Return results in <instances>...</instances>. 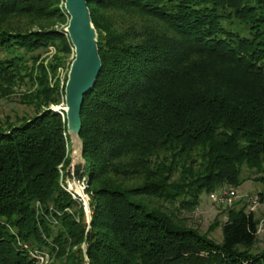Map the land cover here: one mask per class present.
I'll return each mask as SVG.
<instances>
[{
	"label": "trees",
	"instance_id": "16d2710c",
	"mask_svg": "<svg viewBox=\"0 0 264 264\" xmlns=\"http://www.w3.org/2000/svg\"><path fill=\"white\" fill-rule=\"evenodd\" d=\"M88 7L103 67L75 177L87 179L90 224L62 186L71 142L52 108L64 107L74 57L65 0H0V102L30 110L0 117V264H35L31 251L56 264H264L247 203L227 208L221 244L219 218L203 233L187 215L203 193L250 180L246 169L264 184V0Z\"/></svg>",
	"mask_w": 264,
	"mask_h": 264
},
{
	"label": "water",
	"instance_id": "95a60500",
	"mask_svg": "<svg viewBox=\"0 0 264 264\" xmlns=\"http://www.w3.org/2000/svg\"><path fill=\"white\" fill-rule=\"evenodd\" d=\"M89 1L65 0V10L69 16L65 32L72 42L74 59L67 75L64 107L54 110L60 114H63L62 111H64L67 115L68 134L72 150L71 161L66 171L67 179L75 177L77 167L84 171L86 166L85 145L80 136L83 128L82 109L85 96L94 89L103 67L98 45L99 32L92 20L91 11L88 7ZM87 205L86 211L90 224L92 214L89 202Z\"/></svg>",
	"mask_w": 264,
	"mask_h": 264
},
{
	"label": "rangeland",
	"instance_id": "374dc122",
	"mask_svg": "<svg viewBox=\"0 0 264 264\" xmlns=\"http://www.w3.org/2000/svg\"><path fill=\"white\" fill-rule=\"evenodd\" d=\"M239 30H241L239 28ZM38 54L42 55V59L45 60V62L47 63L49 60H51L52 56L54 55V50L53 48H50L47 51H39ZM5 53L0 52V58L4 57ZM74 57L73 55L70 56L69 61L72 60L73 61ZM66 69H63L62 71H60L61 76L64 77L66 74ZM25 87H22L21 92L25 91ZM63 106H59V107H52L53 109H59L62 108ZM25 112L30 113V110L24 106H22L21 104L18 103L17 97L14 98L13 100H4L2 102H0V117H2L3 115L9 114V115H13L15 113H18L20 115L25 114ZM71 142V140H70ZM71 147L69 148V155L71 158ZM61 176L66 179H62V183L67 186L69 188V186H71L73 184V179L76 177H71L70 180L67 179V177H65L66 175L61 172ZM249 178L251 177L250 180H246L240 187H238L237 189L231 188L226 186L227 189L229 190H235L238 194V199L234 200L232 202V206H237L240 207L243 204L247 203L248 206L252 205L251 202V198L255 195H260V193L264 192V184L263 183H259L253 180V177H257L255 174H253L252 172H250L249 170H245L243 173V178ZM86 179V178H85ZM68 180V182H67ZM70 181V182H69ZM86 182V188L84 190V193L82 194V197L85 198L84 201H82V205L85 209L86 212V218L88 221V212L87 210V202L85 203V201L88 199L89 201V205H90V196L89 194H87V187H88V183H87V179L85 180ZM68 183V184H67ZM221 190V189H220ZM215 191L212 193H203L201 195V200H200V205L197 208V210L191 214H187L190 218H191V225L194 228H198L200 229L201 232L205 233L209 230V228L214 224V222L216 221L217 218H219L220 224L219 226H217L214 231L210 234V237L217 243H222L223 242V225L225 223V221L227 220V214H226V210L229 206L231 205H218L216 203V199L217 196H219V191ZM87 196V197H86ZM264 204L260 201V206H258V208H256L255 214L257 216L258 219L261 220V225H262V231L259 233L258 235V243L256 244V246L252 249V252H259L262 251V249H264ZM249 206V207H250ZM249 210V208H248ZM216 223V222H215Z\"/></svg>",
	"mask_w": 264,
	"mask_h": 264
},
{
	"label": "built area",
	"instance_id": "2783aa9c",
	"mask_svg": "<svg viewBox=\"0 0 264 264\" xmlns=\"http://www.w3.org/2000/svg\"><path fill=\"white\" fill-rule=\"evenodd\" d=\"M68 180H70V179H68ZM68 180H67V182H68ZM85 180H86L85 178H83L82 180H76L74 178L73 179V183H77L83 189V191H84L85 188H86V182H85ZM62 186H63V188L65 190H67L72 195V197L75 200H78L80 202H82V201L85 200V198H83L80 194H78L76 191L72 190L71 186H69V188H68L63 183H62ZM219 194L220 195L217 196V199H216V203L218 205H231L234 200H237L238 199L237 192L235 190H229L226 187H222L221 190L219 191ZM87 200L85 201V203L87 202ZM88 202L86 204H88ZM251 202H252V205L249 207V210L251 212H255L256 211V208H258V206H260V198H259V195L253 196L251 198ZM261 231H262V225L260 224L259 225V229H258V235H259V233ZM30 254H31V257L35 260V264H56L55 261H54V258H52L50 256V254L47 253V252L31 251Z\"/></svg>",
	"mask_w": 264,
	"mask_h": 264
},
{
	"label": "crops",
	"instance_id": "0c3cea01",
	"mask_svg": "<svg viewBox=\"0 0 264 264\" xmlns=\"http://www.w3.org/2000/svg\"><path fill=\"white\" fill-rule=\"evenodd\" d=\"M264 204V203H263ZM264 206V205H263Z\"/></svg>",
	"mask_w": 264,
	"mask_h": 264
}]
</instances>
